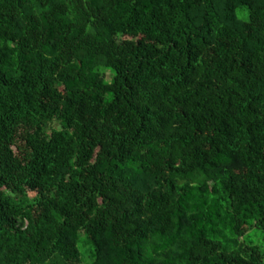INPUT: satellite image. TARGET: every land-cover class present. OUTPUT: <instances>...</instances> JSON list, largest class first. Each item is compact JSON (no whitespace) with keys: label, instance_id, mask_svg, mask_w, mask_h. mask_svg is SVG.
<instances>
[{"label":"trees","instance_id":"trees-1","mask_svg":"<svg viewBox=\"0 0 264 264\" xmlns=\"http://www.w3.org/2000/svg\"><path fill=\"white\" fill-rule=\"evenodd\" d=\"M251 230L264 0H0V264H264Z\"/></svg>","mask_w":264,"mask_h":264},{"label":"rangeland","instance_id":"rangeland-1","mask_svg":"<svg viewBox=\"0 0 264 264\" xmlns=\"http://www.w3.org/2000/svg\"><path fill=\"white\" fill-rule=\"evenodd\" d=\"M109 74V73H108ZM31 194V204L33 203V197L35 195V192H30ZM33 208L35 210V206L33 205ZM36 211V210H35ZM258 234V235H257ZM256 234L255 230H251L247 237L246 240L251 242L252 240H254L256 243L261 244L263 249H264V234L262 232H258ZM257 235V236H256ZM80 246H81V251H82V258L84 260V264H89V262L91 261V253H90V247L87 246V244L85 243V237L84 235H81L80 237Z\"/></svg>","mask_w":264,"mask_h":264}]
</instances>
